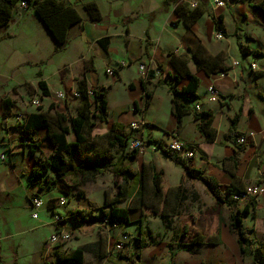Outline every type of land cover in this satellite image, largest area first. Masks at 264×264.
Listing matches in <instances>:
<instances>
[{
  "label": "crops",
  "instance_id": "1",
  "mask_svg": "<svg viewBox=\"0 0 264 264\" xmlns=\"http://www.w3.org/2000/svg\"><path fill=\"white\" fill-rule=\"evenodd\" d=\"M61 1L74 6L81 17L68 29L63 47L32 6L19 8L17 3L9 21L0 25V264H43L45 258L60 264L59 257L78 248L83 250L82 264H101L118 228H100L96 220L76 221L72 212L77 205L86 209L88 202L101 207L107 197L124 189L125 197L116 206L128 208L129 223L136 224L132 230L128 229L130 224L123 225V230L133 238L126 250L138 251L141 264H261L255 261L254 252L264 236V194L254 199V205L233 204L230 195L264 179V143L260 139L264 130V11L255 7L264 0H241L226 7H216L210 0H187L189 9L195 2L203 10L189 25L175 11L180 0H91L102 17L98 22L91 21L84 8L88 0ZM218 16L225 32L220 39L215 38ZM103 38H107L104 47L99 43ZM239 43L248 47L247 54L240 51ZM172 59L184 60L189 74L198 80L197 98L189 105L199 104L202 112L209 113L215 133L212 142L197 131L192 111L182 116L177 128L171 89L179 88L187 77L177 82ZM140 64L146 66L145 75ZM251 64L256 68L251 69ZM218 66L226 68L224 76L222 71H210ZM107 69L113 74H107ZM149 71L153 72L151 77L147 76ZM81 77L89 90L103 92L107 102V122L95 121L90 139L107 133L113 123L126 130L128 122L139 118L151 129L146 131L148 139L141 154L103 161L102 172L93 180L74 175L75 188L65 193L71 199L56 213L55 198L44 185V176L38 180L33 172L34 160L43 154L42 142L49 143L46 129L30 133L38 145L31 155L30 139L24 137L19 117L37 112L51 118L57 114L75 116L78 100L74 93ZM40 80L49 95H42ZM210 84L219 90L218 101L209 99L206 89ZM34 100L38 106L32 104ZM234 116L238 117L236 130L247 135V143L231 162L225 158L237 147L225 140L224 134ZM172 133L195 150L194 158L186 163L215 179L220 191L231 188L223 203H217L202 181L157 147ZM66 139L75 140L72 130ZM154 174L161 193L157 196L152 194ZM179 185L182 199L165 220V209L170 211L175 205ZM74 193L81 197L78 202ZM34 195L45 199L36 218H32L30 206ZM244 206L248 212L240 215L241 227L247 230L248 238L241 255L229 225L230 214ZM94 214L99 216L100 210ZM54 215L63 222L55 224ZM62 223L71 232V239L45 255V242ZM183 223L194 235H211L215 243L178 245ZM136 237L144 243L141 249H137ZM118 260L113 264L120 263Z\"/></svg>",
  "mask_w": 264,
  "mask_h": 264
},
{
  "label": "trees",
  "instance_id": "2",
  "mask_svg": "<svg viewBox=\"0 0 264 264\" xmlns=\"http://www.w3.org/2000/svg\"><path fill=\"white\" fill-rule=\"evenodd\" d=\"M19 0H0V25L7 23L11 17V13L15 5ZM28 6H32L35 14L41 19L47 30L53 36L55 41L60 47H63L67 43V31L68 29L79 23L81 17L77 10L71 4H67L61 0H26ZM84 8L89 14V18L93 22H98L102 19L96 4L88 0L84 2ZM257 9L264 11V2L255 5ZM176 13L181 17L185 24L189 25L202 13V9L196 4L193 8L188 7L186 2H178L175 7ZM216 29H219L223 34L224 28L222 25L221 17L215 18ZM103 38L99 41L104 47ZM239 49L243 54H247L249 49L247 46L239 43ZM173 66L175 67L177 74L175 78L179 83L181 77L186 76L187 81L180 85L179 88H172V111L177 122V128L180 125L181 118L185 113L190 111L194 112V120L196 121V129L200 135L207 141L212 142L215 136L213 129L210 127V116L208 112L197 113L189 105L190 102L197 98L198 80L195 76L189 74L185 61L178 59H172ZM224 66L213 67L211 72L222 71L226 73ZM152 71H149L147 76L151 77ZM42 95H49L46 84L43 80L38 82ZM76 96L78 100V109L75 116H69L65 114H57L54 118H51L43 112L29 113L21 115L20 127L23 131V135L26 139H30L29 152L34 155L38 145L30 137V133L36 129L45 128V138L51 145V152L43 159L36 158L34 160L33 172L35 178L46 176L48 172L54 173L58 179H63L67 174L80 176L84 180H93L96 175L102 171L101 165L103 161L111 160L114 158H126L131 159L136 156L135 152L125 154L124 148L126 146V140L128 138L125 133L124 126L120 123H113L107 133L99 137L90 139V131L95 121L107 122L108 110L107 102L103 98V92H97L92 90L93 95L89 96L86 80L81 77L77 80ZM145 102L144 107L147 105V93L144 94ZM52 120V121H51ZM238 117L234 116L231 121L227 132L224 134V139L236 144V138L239 133L236 130V123ZM72 130L75 140L72 142L67 141L66 135ZM96 141L103 142V146L99 147ZM234 154L225 160L235 162L237 160L238 153L244 148V145H237ZM172 161L181 163L185 166L187 173L190 176L196 177L202 181L207 188L211 191L216 199L217 203H223L225 196L230 194L231 188L228 187L224 191H220L217 181L209 176L203 174L199 169L190 166L185 162V159L175 156L173 153L168 152L160 148ZM126 171L131 172L130 169ZM43 178V180H44ZM158 182V176L152 177V194L153 196L161 195ZM235 180L232 183L234 187ZM125 191H120L112 197H107L103 206H98L94 202H88L86 209H80L72 212V216L76 221H98L100 216H109L112 221H119L122 226L129 224L128 208L118 207L117 203L125 197ZM242 191V190H240ZM236 191V192H240ZM181 185L177 186L174 193L175 205L171 210L163 215V218L167 220L169 213L175 212L181 201ZM249 203L254 205V199H250ZM142 204V203H141ZM100 210V215L96 216L95 211ZM248 206H244L241 211H236L230 214V230L237 237L239 253L243 255L245 253L244 244L247 241V230L241 227V213H247ZM254 214L253 211L251 212ZM180 230L177 234V244L181 246H194L213 244L215 241L211 235L205 236L201 234H192L188 230L186 223L181 224ZM137 243V249H141L144 243L139 237L134 238ZM120 258L127 260L128 264H141L140 253L124 252L120 254ZM60 264H82L83 262V250L78 248L64 257L58 258ZM254 259L256 262L264 264V236L258 243L254 252ZM115 264H120L115 262Z\"/></svg>",
  "mask_w": 264,
  "mask_h": 264
},
{
  "label": "built area",
  "instance_id": "3",
  "mask_svg": "<svg viewBox=\"0 0 264 264\" xmlns=\"http://www.w3.org/2000/svg\"><path fill=\"white\" fill-rule=\"evenodd\" d=\"M210 1L216 7H226L228 5L238 3L241 0H210ZM179 2L187 3V0H180ZM195 5H196L195 2L190 3V7H194ZM26 6H28L26 0H19L18 2L19 8H23ZM215 38L218 39L222 38V32L219 29H216ZM250 67L251 69L256 68L255 64H251ZM139 70L142 75H145L147 69L145 65L140 64ZM156 72L158 73L159 69H157ZM106 73L112 75L113 71L107 69ZM221 75L224 76L225 73H221ZM206 91L211 101L215 102L219 100L220 94L215 84L208 85ZM88 94L89 96H92L93 95L92 90H89ZM77 95L78 94L75 91L74 96L76 97ZM32 104L38 106L39 102L37 100H34L32 101ZM193 110L197 113L202 112L199 104L194 105ZM19 119H21V116L19 117ZM150 129H151V125L145 122L142 118L128 122L125 130V133L127 134L128 138L126 140V146L123 152L125 154H130L131 152H135L136 155L141 154L145 149L146 142L148 139V135L146 134L147 133L146 131ZM145 136H147L146 139ZM260 139L264 143V130L260 134ZM246 143H247V135L240 133L236 138V144L245 145ZM157 147L162 148L168 152H171L175 156L185 159L187 161L192 160L195 156V150L193 146L184 142L175 133L170 134L169 138L167 139V141H165L163 145H161V143H158ZM1 158H3L2 155ZM262 194H264V179H263V183L247 185L244 187L242 191L233 192L230 195V201L233 204H237L241 202L247 203L249 202L250 199H255L256 197ZM66 202H67L66 198L63 196L57 199V204L59 206H64ZM43 205H44V200L40 195L32 196V198L30 199L32 218H36L38 216V212ZM98 221L101 223V225L105 227L120 228V229L123 228L122 224L119 221L117 220L112 221L110 220L109 216H100V219ZM61 222H63V219L58 215H54V223L59 225L61 224ZM71 236H72L71 232L67 230L66 225L62 223V225L59 226L58 229L54 233H52L48 238V240L45 242L44 245L45 255L55 245L69 241L71 239ZM128 241H129L128 233L123 230L119 231L115 237L112 248H110L107 252L108 255L113 256L123 251ZM43 264H54V263L50 261L48 258H45V260H43Z\"/></svg>",
  "mask_w": 264,
  "mask_h": 264
},
{
  "label": "rangeland",
  "instance_id": "4",
  "mask_svg": "<svg viewBox=\"0 0 264 264\" xmlns=\"http://www.w3.org/2000/svg\"><path fill=\"white\" fill-rule=\"evenodd\" d=\"M52 121V120H51ZM146 134H148V133H146ZM146 137L147 136H145V139H146ZM88 138H90L89 136H88ZM96 144L99 146V147H102L103 146V142H100V141H96ZM41 148H42V153L43 154H41L42 155V157L40 156L39 158L40 159H43V158H45V157H47V155L49 154V149H50V145H49V143L48 142H42V145H41ZM160 149V148H159ZM72 177H74V175L72 174V173H70V174H67L62 180L61 179H58V177L54 174V173H52V172H48L47 174H46V176H45V178H44V185L45 186H47V187H49L50 189H49V191H51V194H53L54 195V198H55V200H54V203H55V207H56V213H60V212H62L63 211V208L61 207V206H59L58 204H57V199H58V197L60 196L59 195V193H62L61 195L62 196H64L65 198H66V201H67V199H69V201H70V199L71 198H69V196L67 195V194H65V193H69V192H71V189L72 188H75V185H74V183H73V178ZM117 182V181H116ZM116 182H115V184H116ZM115 184H114V187H115ZM108 189V188H107ZM45 195H46V192L43 194V197H45ZM73 198L74 199H77V202H78V200H80V196H78L77 197V195H76V193H74V196H73ZM44 199V198H43ZM44 201H45V199H44ZM67 203H68V201L66 202V204L64 205V206H66L67 205ZM45 205V204H44ZM63 206V207H64ZM76 210H80V208H79V205H77V207H76V209L74 210V211H76ZM40 211V210H39ZM39 213V212H38ZM148 216H153V214L152 213H150V214H148ZM180 221H182L181 219H180ZM95 223H97L98 224V226L101 228H109V229H113V228H111V227H105V226H103V225H101V223L99 222V221H96ZM130 224V223H129ZM128 225V224H127ZM135 226H136V224L134 223V222H132L131 221V224H130V226H129V228L128 229H134L135 228ZM123 230V228H118V232L119 231H122ZM124 231V230H123ZM129 235V234H128ZM133 240V238H131L130 236H129V241L127 242V244H129V243H131V241ZM114 242V241H113ZM113 242L111 243V245L108 247V250L110 249V248H112V246H113ZM126 244V245H127ZM108 250H107V252H108ZM128 250H126V247H125V249L123 250V251H121V252H119V253H117V254H115V255H113V257H111V256H109L108 255V253H105V256H106V258L105 259H103L102 261H101V264H113L114 263V261L115 260H117V259H119L118 261H120V263L121 264H126V262H127V260L126 259H123V258H121L122 260H120V254H122V253H124V252H127ZM129 252V251H128ZM166 254V252L163 250V254ZM164 254V255H165Z\"/></svg>",
  "mask_w": 264,
  "mask_h": 264
}]
</instances>
